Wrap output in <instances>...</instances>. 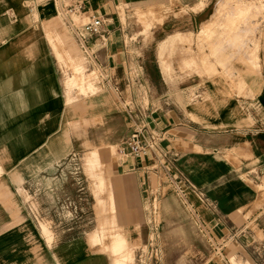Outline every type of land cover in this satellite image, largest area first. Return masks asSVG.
Segmentation results:
<instances>
[{
	"label": "crops",
	"instance_id": "obj_1",
	"mask_svg": "<svg viewBox=\"0 0 264 264\" xmlns=\"http://www.w3.org/2000/svg\"><path fill=\"white\" fill-rule=\"evenodd\" d=\"M261 3L84 0L83 13L103 20L105 39L104 47L92 39L85 49L59 0H0V264H115L128 257L122 233L124 251L112 256L101 242L91 247L79 236L48 243L20 192L53 182L75 154L119 145L134 131L151 139V148L143 159L112 164L114 197L120 224L147 239L149 264L264 261V19L254 28L256 18L248 16L237 31L232 25L236 9L257 11ZM206 29L210 60L203 69L195 46ZM81 57L93 61L100 80L96 93L71 100L66 82ZM157 174L191 213L163 205L151 227L141 222L144 213H122L123 197L139 202L153 187L164 196ZM54 196L41 193L40 213L59 203L62 213H75L68 194ZM152 232L156 241H149Z\"/></svg>",
	"mask_w": 264,
	"mask_h": 264
},
{
	"label": "rangeland",
	"instance_id": "obj_2",
	"mask_svg": "<svg viewBox=\"0 0 264 264\" xmlns=\"http://www.w3.org/2000/svg\"><path fill=\"white\" fill-rule=\"evenodd\" d=\"M250 1H257L259 4L264 2V0ZM162 11H166V9H162ZM235 11H237L238 18H236V21L233 22L232 25H235L236 31L239 26L246 24V21H248H244V16L256 18V21L252 25L253 28L254 26L257 27L261 25V22L258 21L259 19H264L263 8L254 11L247 7L240 10L236 9ZM59 19L62 23L61 16ZM144 19L145 18L142 16L141 21L143 22ZM62 29L64 33L70 35V30L64 25ZM210 36L209 29H206L196 41L195 54L196 58L203 56V58H201L202 63L200 62V66L203 69L205 68L206 59L210 60ZM179 39L182 42L187 41V39L180 36ZM165 45L166 43H162L159 47L160 56L163 53ZM190 46L191 49H194L192 44ZM75 50L78 52V47L76 45ZM205 53L208 55L207 58L204 57ZM79 54L82 55L78 52L77 55ZM79 61L80 62L75 65V69H71L72 77H69L70 79L65 72V81L69 79L66 82V87L67 92L71 96V100H73L74 97L77 98L79 96H87L89 93H96L97 89L95 88L100 80V72L97 70L92 60L87 62L81 57ZM89 64H91L90 69L88 68ZM184 68L187 70L190 69L188 66H184ZM194 68L197 67L195 66ZM185 69H183V71H185ZM89 72H93V74L84 78V74L86 75ZM204 74L209 75L210 72L205 70ZM125 140L119 143V145L95 146L90 148V151H86L79 155L75 154L59 169L57 179L53 182L46 181L39 183L36 186H32L27 191L20 192L22 200L26 204V207H28V211L36 217L37 225L41 228L42 234L48 243L55 241L57 235L61 236L68 234L70 236H79L87 239L91 247L96 246L99 248V243L101 242L100 247L103 253H107L108 256L111 254L119 255L120 252L115 250L111 251V243L113 242L112 240L115 239H119L125 243V240L122 238V236L125 235L129 242L127 249L129 248L128 251L130 255L128 256V261L126 260L127 258L124 259V264H149V251L144 248L145 246L143 243L147 239H142L140 237V232L136 239L135 234L130 232H138L140 228L138 229L135 226L132 229H128L122 226L117 220L118 217H120L118 213H121V211L116 208L115 204L116 198L114 197V191L116 189L115 183L117 177L115 173L114 175L112 174L111 167L112 164L118 163L120 160L124 159L121 149ZM91 156H94L95 163L88 166L86 158ZM156 176H158L162 182L166 183L164 186V196L160 193L157 194L155 191L156 188L153 187L148 199L144 198L136 202L134 200L131 201V197L128 195L123 197L124 210L122 213H144L143 219L141 218L140 220L143 223H147V220H150L148 223L151 227L156 226L158 213H163L160 208L163 205L169 208L170 213H191L184 202L181 201V197L174 192L173 187L171 188L166 177L163 174H157ZM67 189L69 190L67 191ZM72 189L74 191V196L72 194ZM256 189L261 190L263 187H258ZM45 192L47 193L48 201H56L57 197L55 198L54 195H58L60 199L62 193L68 194L74 200L75 213H62V211H66V206L64 205V209L62 210L61 203L56 204L57 209L54 210V212L40 213L37 199L41 197V193L44 194ZM136 205L138 208L135 210L127 208L128 206ZM56 229L58 230V234L55 231ZM152 233L154 234H152V238L149 237V241H156V232ZM105 244H108L107 250L103 248Z\"/></svg>",
	"mask_w": 264,
	"mask_h": 264
},
{
	"label": "built area",
	"instance_id": "obj_3",
	"mask_svg": "<svg viewBox=\"0 0 264 264\" xmlns=\"http://www.w3.org/2000/svg\"><path fill=\"white\" fill-rule=\"evenodd\" d=\"M63 15L67 18L66 24L76 35L83 48L87 49L85 42L96 39L97 47L105 45L102 33L103 20L95 15L85 14L84 0H59ZM151 139L145 138L139 131H134L123 143L121 153L123 158L143 159L150 149ZM153 264H157L155 261ZM257 264H264L260 261Z\"/></svg>",
	"mask_w": 264,
	"mask_h": 264
},
{
	"label": "bare ground",
	"instance_id": "obj_4",
	"mask_svg": "<svg viewBox=\"0 0 264 264\" xmlns=\"http://www.w3.org/2000/svg\"><path fill=\"white\" fill-rule=\"evenodd\" d=\"M256 2V1H255ZM239 7V6H238ZM247 7V6H246ZM250 9V8H249ZM240 10V9H239ZM243 11V10H242ZM240 12V11H239ZM237 13V11H236ZM239 14V13H238ZM240 15V14H239ZM241 16V15H240ZM238 17V16H237ZM231 39V38H230ZM233 40V39H232ZM94 157V156H93ZM92 156L91 157H87L86 158V163L88 166H91L93 163H95V159L93 158ZM113 242L111 243V251L112 250H115V251H118L120 252V254L123 252V245H125L121 240L119 239H115V240H112ZM130 254V253H129ZM128 255V254H127ZM126 255H122L121 259L117 262H114L115 264H124V259H126ZM128 257H127V261H128ZM131 259V258H130Z\"/></svg>",
	"mask_w": 264,
	"mask_h": 264
}]
</instances>
